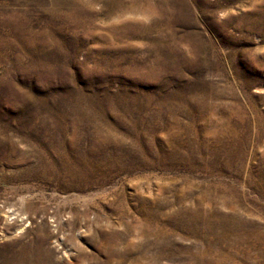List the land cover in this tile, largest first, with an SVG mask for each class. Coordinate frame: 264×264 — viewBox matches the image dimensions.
<instances>
[{"label": "rangeland", "instance_id": "1", "mask_svg": "<svg viewBox=\"0 0 264 264\" xmlns=\"http://www.w3.org/2000/svg\"><path fill=\"white\" fill-rule=\"evenodd\" d=\"M0 264H264V0H0Z\"/></svg>", "mask_w": 264, "mask_h": 264}]
</instances>
